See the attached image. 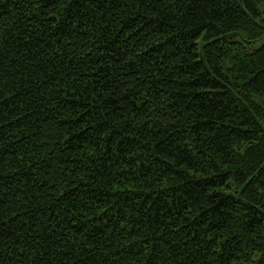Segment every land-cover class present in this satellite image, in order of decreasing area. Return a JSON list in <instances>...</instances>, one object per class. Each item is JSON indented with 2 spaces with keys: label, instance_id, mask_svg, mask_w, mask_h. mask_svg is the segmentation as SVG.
Wrapping results in <instances>:
<instances>
[{
  "label": "trees",
  "instance_id": "16d2710c",
  "mask_svg": "<svg viewBox=\"0 0 264 264\" xmlns=\"http://www.w3.org/2000/svg\"><path fill=\"white\" fill-rule=\"evenodd\" d=\"M264 0H0V264H264Z\"/></svg>",
  "mask_w": 264,
  "mask_h": 264
},
{
  "label": "rangeland",
  "instance_id": "374dc122",
  "mask_svg": "<svg viewBox=\"0 0 264 264\" xmlns=\"http://www.w3.org/2000/svg\"><path fill=\"white\" fill-rule=\"evenodd\" d=\"M262 45H264V40L259 42V43H257V44H255L254 47L255 48H260Z\"/></svg>",
  "mask_w": 264,
  "mask_h": 264
}]
</instances>
